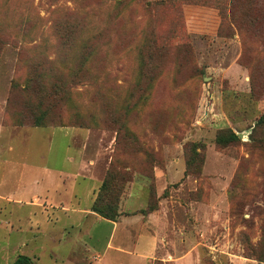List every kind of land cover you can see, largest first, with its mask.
I'll list each match as a JSON object with an SVG mask.
<instances>
[{
	"label": "rangeland",
	"instance_id": "rangeland-1",
	"mask_svg": "<svg viewBox=\"0 0 264 264\" xmlns=\"http://www.w3.org/2000/svg\"><path fill=\"white\" fill-rule=\"evenodd\" d=\"M263 116L264 0H0V264L56 255L66 151L96 162L93 201L125 177L142 264H264ZM91 230L103 253L111 225ZM137 235L123 221L115 241L143 253Z\"/></svg>",
	"mask_w": 264,
	"mask_h": 264
},
{
	"label": "crops",
	"instance_id": "crops-1",
	"mask_svg": "<svg viewBox=\"0 0 264 264\" xmlns=\"http://www.w3.org/2000/svg\"><path fill=\"white\" fill-rule=\"evenodd\" d=\"M59 159L64 160L63 164L72 165L73 169H64V167L58 168L56 184V255L54 253L48 254L47 262L43 261V256L47 255L45 249L40 244L37 245L31 253L28 254L32 261L36 264H112L108 259V251L113 250L116 253L127 255L132 260L127 264H142L146 263L147 258L152 253V243L146 238L142 237L141 233V216L132 212L129 214H122L116 221H110L102 218L92 211L93 195L94 191L100 186L102 179L98 175L96 162L94 160L87 159L86 163L83 158L80 157L79 161L75 159L69 152H61L56 154ZM83 161V162H82ZM81 164V165H80ZM82 182H85V186L81 188ZM137 200L131 203L136 204ZM124 202L130 203V199H124ZM143 206V203H141ZM27 206H34L33 202H27ZM144 216H142L143 218ZM152 215L149 216V218ZM105 222L111 225L110 238L107 242L106 248L103 253L94 251L91 246L86 243V238L90 236L91 221ZM126 224V228H133V224L138 226V235L133 238L134 245H140L142 242H146L147 250L140 253L137 251L136 245L134 249H124L119 241H115L120 223ZM49 222V221H47ZM133 233V232H132ZM44 235L42 233L40 224L37 227V233H33L31 238L26 237L21 243V247H27L29 240L39 241ZM34 241V242H35ZM113 242H116L114 245ZM82 243L83 246L80 244ZM71 244V249L67 256H61L60 252L67 254V252L61 247ZM35 246V245H34ZM83 248L80 252H75L76 248ZM19 250V249H18ZM18 252V251H17ZM17 252L15 254H17ZM20 252V251H19ZM76 254L82 256V259L76 258ZM76 258L73 262V258ZM138 259L139 262H136ZM33 261V262H34ZM143 261V262H142ZM113 264H124L121 259H118Z\"/></svg>",
	"mask_w": 264,
	"mask_h": 264
},
{
	"label": "trees",
	"instance_id": "trees-1",
	"mask_svg": "<svg viewBox=\"0 0 264 264\" xmlns=\"http://www.w3.org/2000/svg\"><path fill=\"white\" fill-rule=\"evenodd\" d=\"M264 122V116L262 118ZM40 125V124H37ZM237 136L235 134H230L228 139H223V137H218L217 142L219 144L225 142H232L237 140ZM186 174L188 172V168H186ZM122 178L119 174L109 173L108 178L102 183L100 189L98 190L97 196L92 204V211L97 215L101 216L104 219L110 221H116L118 217L121 215L118 209V201L119 196L116 195L117 192L120 193L119 189H116L117 182H124L125 177ZM155 209V208H154ZM153 208L151 211H155ZM15 264H34L33 261L29 257H19Z\"/></svg>",
	"mask_w": 264,
	"mask_h": 264
}]
</instances>
